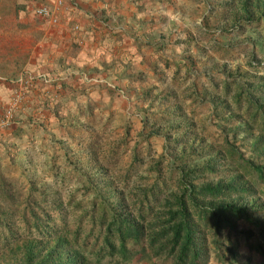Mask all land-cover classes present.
Here are the masks:
<instances>
[{"label":"rangeland","instance_id":"1","mask_svg":"<svg viewBox=\"0 0 264 264\" xmlns=\"http://www.w3.org/2000/svg\"><path fill=\"white\" fill-rule=\"evenodd\" d=\"M108 1L89 9L93 29L71 42L67 62L0 78V115L13 94L21 95L12 120L0 128V176L19 193L20 212L27 197L54 221L60 210L92 264H113L118 256L96 259L100 194L112 202L114 188L143 199L146 232L176 208L169 193L179 190L177 176L187 166L195 168L194 184L233 179L245 188L241 204L253 194L264 202V185L247 162H264L263 149L252 148L258 136L264 144L262 116L245 101L246 95L259 100L254 86L264 83L263 24H227L217 17L221 0ZM41 50L49 53L48 46ZM202 200L187 203L196 218ZM204 234L209 264H226L228 253L214 256L208 227ZM218 236L240 254L246 250L234 232ZM127 242L135 252L122 263H171L146 234Z\"/></svg>","mask_w":264,"mask_h":264},{"label":"trees","instance_id":"2","mask_svg":"<svg viewBox=\"0 0 264 264\" xmlns=\"http://www.w3.org/2000/svg\"><path fill=\"white\" fill-rule=\"evenodd\" d=\"M19 1L30 4L33 0ZM20 2L19 5L22 4ZM5 6L6 1L0 0V7ZM218 8L220 14L218 13L217 17L225 18L223 21L226 23L243 20L252 24L261 22L264 26V0H221ZM104 18L105 16L102 17ZM203 21L204 24H208L206 17H203ZM74 24L78 27L77 23ZM254 79L255 82L260 81L259 76H252L250 81ZM249 85L250 83L248 87ZM254 87L260 97L259 100L246 95L245 101L249 108L252 107L255 113H260L262 116L260 122L262 136L264 83L259 82V85ZM240 89L244 88L241 86ZM259 138L260 136L252 140V148L255 151L263 149L262 154L264 144L259 142ZM248 159L247 162L256 172L257 179L264 185V162L256 163L252 157ZM194 170L195 168L187 166L179 171L177 181L182 188L180 187L177 192L169 193L176 208L168 211L164 224L151 232H146L141 218L143 199L135 198L136 196L128 199L118 188L112 191L114 199L112 202H108L105 195L100 194L97 206L98 225L103 237L97 248L102 253L96 256V259L104 254L114 256L117 253L118 256L111 259L112 263L125 264L122 261L126 257L131 259L134 250L132 243L146 234L151 241L158 243L155 252L169 257L170 264H209L204 234L205 227H208L214 237L211 240L215 245L214 256L226 251L229 255L224 261L226 264H264V202H258V198L253 194L244 196L248 201L244 199V203L241 204L237 198L243 197L241 193H244L245 188L243 184L238 186L233 179L228 182L217 180L194 184L190 180L195 174ZM187 186L191 187L188 189ZM238 187L240 193H233ZM185 189L189 191L186 192ZM200 195L204 199L201 202L206 205L199 208L196 218L191 215L187 203L193 201L197 204ZM19 202V193L12 188L9 181L0 176V264L93 263L83 251V245L77 242V230L72 231L66 227L60 210L55 212L54 215L58 220L54 221L52 214H47L45 211L38 213L35 210L34 207L39 208V202L33 201L31 204L27 197L21 212ZM93 203L94 200L92 205ZM135 205L138 207L137 211L132 209ZM18 212L21 216L16 218ZM203 217L206 220H203ZM241 221L244 223L241 224ZM224 229H227V232H234V238L237 236L244 238L246 250L243 254H240L235 243L230 244L229 240L220 243L224 240H220L218 234ZM68 232L71 235H68Z\"/></svg>","mask_w":264,"mask_h":264},{"label":"crops","instance_id":"3","mask_svg":"<svg viewBox=\"0 0 264 264\" xmlns=\"http://www.w3.org/2000/svg\"><path fill=\"white\" fill-rule=\"evenodd\" d=\"M4 1L6 6L0 7V78L13 79L17 78L25 67L37 69L51 65L53 68L55 63L67 62L70 54L66 50L72 47L71 42L76 40L77 35L82 36L84 40L86 34L83 32L87 33L88 29H93L92 23L87 24L89 9L94 5L100 7L108 0H64L57 14V22H50L47 18L32 13L34 4L45 3L49 6L53 0H33L30 4H23L19 0ZM115 1V4L122 2H108ZM19 2L22 4L19 5ZM77 3L80 7L73 8L71 4ZM104 16L103 13L101 17ZM92 18L90 20L94 22L98 15ZM74 22L78 24L77 29L72 27ZM77 41V44H80L81 39ZM47 46L49 50L46 51L49 53L44 56L41 49ZM10 86L8 84L7 87L10 89Z\"/></svg>","mask_w":264,"mask_h":264},{"label":"built area","instance_id":"4","mask_svg":"<svg viewBox=\"0 0 264 264\" xmlns=\"http://www.w3.org/2000/svg\"><path fill=\"white\" fill-rule=\"evenodd\" d=\"M64 0H53L51 5L45 3H37L32 6V13L47 18L50 22L58 21V11L62 7ZM73 28H77L76 24L72 25ZM22 72L20 73V75ZM20 75L18 77H20ZM7 104L4 107L2 114L0 115V128L5 127L12 120V111L17 107L20 92L13 94Z\"/></svg>","mask_w":264,"mask_h":264}]
</instances>
